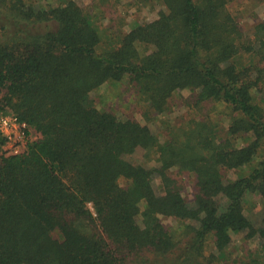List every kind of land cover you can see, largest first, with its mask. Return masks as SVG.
<instances>
[{"label":"trees","instance_id":"trees-1","mask_svg":"<svg viewBox=\"0 0 264 264\" xmlns=\"http://www.w3.org/2000/svg\"><path fill=\"white\" fill-rule=\"evenodd\" d=\"M41 1L0 0V111L39 133L7 154L0 132V264H220L235 234L234 262L264 264L244 206L264 203V17L248 33L240 0H154L107 35L122 0ZM124 78L145 119L184 108L164 140L91 98Z\"/></svg>","mask_w":264,"mask_h":264},{"label":"rangeland","instance_id":"rangeland-1","mask_svg":"<svg viewBox=\"0 0 264 264\" xmlns=\"http://www.w3.org/2000/svg\"><path fill=\"white\" fill-rule=\"evenodd\" d=\"M46 0H42L44 3ZM51 1V0H47ZM79 2H85L86 4L92 3L91 0H78ZM243 6L246 8L245 16L241 17L242 25H244L245 31L248 33L253 32L254 18L252 13H256V17H264V0H240ZM162 6L157 1L154 0H122L118 5H115L107 11V13L99 16L101 28L104 34H111L115 28H119L123 31L130 29L134 22L150 21L157 16L159 9ZM251 13V14H250ZM112 26V29L108 27ZM127 80L124 78L123 81L117 85H103L98 89L93 90L90 95L95 103H98L102 108H110L116 110L121 118H126L133 116L136 119L148 124L152 131L157 134L160 140H164V132L167 131L168 123L176 125L181 121L182 113L184 108L180 105L175 106L170 110V113H164L157 116H151L149 120L145 119L143 116V109L139 105H132V103H138L134 93H130L126 97L127 92H123L126 88ZM125 99V100H124ZM39 133L31 127V137L32 139L38 138ZM238 144H242V140H238ZM130 159L134 163H145V160L141 157L140 153L137 151L131 154ZM153 163V162H152ZM151 163V164H152ZM236 171H228V176L234 178ZM155 183H158L156 181ZM183 193L188 198L191 199L193 194V177H186L183 185ZM245 213L246 215L256 224H260L262 217L264 216V203L261 197L256 193H249L245 196ZM170 220V219H169ZM171 221V220H170ZM177 226V223L174 222ZM249 245L252 247L257 246L255 240H251ZM243 239L240 234L233 235L232 245L228 248V256L226 260L218 261L220 264H237L234 262L235 257H239L243 253ZM213 251L212 246H208L206 250V255ZM221 259V258H220ZM218 264V263H217Z\"/></svg>","mask_w":264,"mask_h":264},{"label":"built area","instance_id":"built-area-1","mask_svg":"<svg viewBox=\"0 0 264 264\" xmlns=\"http://www.w3.org/2000/svg\"><path fill=\"white\" fill-rule=\"evenodd\" d=\"M0 132L5 139L3 149L7 154L22 153L33 141L31 127L12 112L0 111Z\"/></svg>","mask_w":264,"mask_h":264}]
</instances>
